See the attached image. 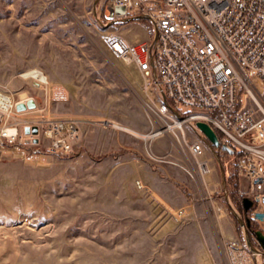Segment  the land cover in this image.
Listing matches in <instances>:
<instances>
[{
  "label": "rangeland",
  "instance_id": "1",
  "mask_svg": "<svg viewBox=\"0 0 264 264\" xmlns=\"http://www.w3.org/2000/svg\"><path fill=\"white\" fill-rule=\"evenodd\" d=\"M107 30L153 36L147 20H108L104 0H0V88L43 108L22 77L42 70L68 94L45 114L80 126L69 154L50 153L43 133L24 152L0 151V264H230V243L258 248L264 264V222L244 210L236 161L206 144L213 171L193 179L172 135L147 138L145 78L105 48Z\"/></svg>",
  "mask_w": 264,
  "mask_h": 264
},
{
  "label": "built area",
  "instance_id": "2",
  "mask_svg": "<svg viewBox=\"0 0 264 264\" xmlns=\"http://www.w3.org/2000/svg\"><path fill=\"white\" fill-rule=\"evenodd\" d=\"M104 2L108 20L124 24L130 17L143 16L153 29L151 39L137 42L115 31L102 34L109 53L133 64L145 78L149 134L173 136L174 149L182 159L179 165L193 179L205 181L213 171L206 144L221 156L233 158L254 202L248 213L252 220L264 222V0ZM26 79L43 93L44 107L33 95L16 98L0 88V151L24 152L22 145L39 144L38 136L43 133L50 153H71L80 136L78 122L45 114L51 102L68 98L66 88L38 69L31 70ZM31 99L40 115L22 120L18 115L27 110L19 112L17 105ZM198 122L212 127L220 147L213 146ZM92 124L119 129L111 120ZM34 127L39 130L37 135L32 132ZM225 168L229 174L227 164ZM255 250L230 243L229 263L255 264L262 255Z\"/></svg>",
  "mask_w": 264,
  "mask_h": 264
},
{
  "label": "water",
  "instance_id": "3",
  "mask_svg": "<svg viewBox=\"0 0 264 264\" xmlns=\"http://www.w3.org/2000/svg\"><path fill=\"white\" fill-rule=\"evenodd\" d=\"M119 12L124 13L122 9ZM110 14H112L111 11H110ZM145 19L146 18L143 16H136V17L128 18L127 21L134 22V21L145 20ZM36 107H37L36 101L34 99H31L27 103H19L17 105V110L19 112H23L26 110H33ZM197 126L204 133V135L208 138V140L213 144V146L220 147L219 137H218L217 133L212 129V127L209 124H207L206 122H198ZM26 132L29 133L30 129L27 128ZM32 132H33V134L37 135L39 133V130L37 127H34ZM37 141L38 140L36 139L35 142H37ZM223 149L226 152H228L229 154H233V151L230 148H228L227 146H223ZM243 202H244L245 212H249L254 206L253 200L248 198V197L244 198ZM248 223L250 224V221H248ZM256 235H257V240H258L259 244L264 249V233L259 231V232H257Z\"/></svg>",
  "mask_w": 264,
  "mask_h": 264
},
{
  "label": "bare ground",
  "instance_id": "4",
  "mask_svg": "<svg viewBox=\"0 0 264 264\" xmlns=\"http://www.w3.org/2000/svg\"><path fill=\"white\" fill-rule=\"evenodd\" d=\"M30 74V71H28V72H26V73H24L23 75H22V77H24V78H26L28 75ZM37 110H35V109H33V110H27L25 113H31V112H36ZM112 121V120H111ZM115 125H117L118 126V128L119 129H121V130H126L122 125H120L119 123H117V122H115V121H112ZM10 133H14L15 131L14 130H10L9 131ZM132 133V132H131ZM163 133H166V132H163ZM132 134H134V135H137L136 133H132ZM158 133H156V134H149L148 136H147V138H154V137H156V136H158L157 135Z\"/></svg>",
  "mask_w": 264,
  "mask_h": 264
},
{
  "label": "crops",
  "instance_id": "5",
  "mask_svg": "<svg viewBox=\"0 0 264 264\" xmlns=\"http://www.w3.org/2000/svg\"><path fill=\"white\" fill-rule=\"evenodd\" d=\"M128 39H129V38H128ZM129 40H130V39H129ZM130 41H132V42H137L138 40H134V41H133V40H130Z\"/></svg>",
  "mask_w": 264,
  "mask_h": 264
}]
</instances>
